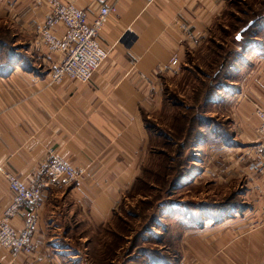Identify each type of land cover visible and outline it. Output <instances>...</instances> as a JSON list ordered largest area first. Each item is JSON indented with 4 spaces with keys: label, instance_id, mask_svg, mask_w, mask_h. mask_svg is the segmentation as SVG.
Instances as JSON below:
<instances>
[{
    "label": "crops",
    "instance_id": "crops-1",
    "mask_svg": "<svg viewBox=\"0 0 264 264\" xmlns=\"http://www.w3.org/2000/svg\"><path fill=\"white\" fill-rule=\"evenodd\" d=\"M58 1L85 10L89 19L103 4L115 6L98 33L106 58L85 83L64 78L47 85L52 64L63 57L37 34L49 5L43 0H0V27L10 29L16 52L11 70L0 73V163L31 184L40 177L47 180L40 175V163L54 153L83 176L67 184L43 183L32 236L35 250L14 254L0 246V264H95L92 238L111 231L124 193L148 166L152 153L146 120L168 103L166 79L175 83L189 63L201 54L209 57L211 44L223 43L211 35L220 32L227 0ZM256 22L245 37L246 47L236 34L224 39L236 57L222 75L217 97L205 101L208 108L264 107V15ZM52 32L62 36L63 24ZM172 56L178 68L168 63ZM242 123L245 139L257 136V118L255 129L248 120ZM212 145L213 156L227 151L225 143ZM245 154L246 168L236 164L228 176L222 163L214 173L220 184L246 173L238 204L230 214L202 211L194 218L192 213L179 239L177 264H264V167L252 165V147ZM12 194L0 175V218ZM23 219L19 209L8 223L20 228Z\"/></svg>",
    "mask_w": 264,
    "mask_h": 264
},
{
    "label": "rangeland",
    "instance_id": "rangeland-1",
    "mask_svg": "<svg viewBox=\"0 0 264 264\" xmlns=\"http://www.w3.org/2000/svg\"><path fill=\"white\" fill-rule=\"evenodd\" d=\"M258 1L264 0H252L250 4L258 6ZM248 2L250 0H227V12L219 21L220 32L215 30L211 35L223 41V55L231 46L224 39L234 38L236 27L252 17L246 11ZM213 44L211 47H215ZM207 57L201 54L199 60L189 63V71H183L175 83L166 79L164 96L168 103L163 104L159 115H152L146 121L154 146L148 159V171L124 193L109 225L112 234L109 231L108 235L92 238L90 251L95 264H177L179 239L184 225L193 218L192 213L196 214L194 218L202 211L230 214L238 204L246 173L230 177L223 184L214 173L222 163L228 169V176L232 175L236 164L247 167L248 154L245 153L251 147L255 150L258 134L245 139L244 123H240L248 120L256 125L260 108L241 110L238 104L221 105L223 111L216 104L213 106L218 108H208L205 100L200 99V92L205 95L208 90L201 82H209L212 78L208 75L214 71L207 66ZM195 116L203 118L202 123L195 124L198 129L188 134L187 127L195 121L192 119ZM201 135L203 142L198 143ZM212 143H225L227 151L220 158L211 155ZM239 155L242 158L237 160ZM205 169L210 171L203 172Z\"/></svg>",
    "mask_w": 264,
    "mask_h": 264
},
{
    "label": "built area",
    "instance_id": "built-area-1",
    "mask_svg": "<svg viewBox=\"0 0 264 264\" xmlns=\"http://www.w3.org/2000/svg\"><path fill=\"white\" fill-rule=\"evenodd\" d=\"M41 1V0H39ZM49 5V11L43 24L37 28L39 38L51 51L63 55L61 60L52 64L47 85L60 83L64 78L85 83L99 68L106 58L107 51L98 42V33L104 25L108 15L115 10V6L101 5L96 15L89 19L85 10L75 7L72 3H61L58 0H43ZM56 24H63L64 32L57 37L52 28ZM168 63L175 65L176 56H172ZM258 137L255 144V161L253 166L264 167V107L257 111ZM41 174L46 181L37 178L31 184L6 171L0 163V175L7 181L12 191V198L0 218V246L9 249L14 254H28L35 250L33 242V228L41 206V187L43 183L67 184L81 176L83 172L73 168L64 159L54 153H49L40 163ZM19 209L24 210V219L20 228H13L8 221Z\"/></svg>",
    "mask_w": 264,
    "mask_h": 264
},
{
    "label": "trees",
    "instance_id": "trees-1",
    "mask_svg": "<svg viewBox=\"0 0 264 264\" xmlns=\"http://www.w3.org/2000/svg\"><path fill=\"white\" fill-rule=\"evenodd\" d=\"M251 2H252V0H250V2H248V4H246V9H248L246 11L248 14H251L252 17H250L249 20H246L242 24V26H240L239 28L236 27V29L234 30V32L236 30L237 31L240 30L241 27H243L244 25L248 24L249 21H251L250 24H248V26L244 30L241 31V38L239 40V44H241L242 48L246 47L249 44V42H247V38H245V37H247V33L251 32V29L256 27V25H257L256 21H260L264 15V6H263L264 1H260V2L258 1L257 2V3H259L258 6H254L253 4H250ZM249 9L251 12H249ZM240 11L245 13V10H240ZM226 12H227V10H226ZM226 12H225V14H226ZM248 14H246V15H248ZM10 32H11L10 29H8L6 26L0 27V73L1 74H5L9 70H11L13 63L16 62V52L13 50L14 48L10 46V38H11ZM214 46L215 47H211V54L209 55V57L206 60L207 66H210V68L214 70L211 73V75H208V76H211L212 79L209 82H205V81L201 82L203 84V86H205V85L208 86V90L205 93V95L204 94L202 95V93L200 92V99L201 100L204 99L205 101L206 100L209 101V100L215 99L217 97L219 83L223 79L222 75H224L225 71L230 68V66L232 65L233 59L236 57L235 49L230 47V48H228V50H226V55H223L221 52L222 50H225L223 48L224 47L223 43H218V44L215 43ZM215 65H217L216 68H212V66L214 67ZM183 71H189L188 67L184 68ZM181 75H182V73H181ZM204 100H202V101L204 102ZM192 119L193 120L195 119V121L192 122L193 121L192 120L191 121L192 124H190L189 127H187L188 134H191V132L194 131V129L196 128L195 124L199 125L202 123L203 118L195 116V118H192ZM146 125L148 126L149 136H150L149 149H150V152L153 153L152 149L154 146L151 145V137L152 136L150 134V125L148 124V122L146 123ZM196 129H198V128H196ZM200 130H202V129H200ZM180 134L182 135V133H180ZM188 134H186V135H188ZM203 139L204 138L201 135V140H199V141L197 140V142L202 143ZM147 171H148V168H147V166H145L142 174L147 172ZM142 174L136 178V180L133 182L132 185H135L136 182H140L142 180ZM173 181H174V183H177L176 180L173 179ZM110 233H111V231H110ZM104 234L108 235L106 232H104Z\"/></svg>",
    "mask_w": 264,
    "mask_h": 264
},
{
    "label": "water",
    "instance_id": "water-1",
    "mask_svg": "<svg viewBox=\"0 0 264 264\" xmlns=\"http://www.w3.org/2000/svg\"><path fill=\"white\" fill-rule=\"evenodd\" d=\"M248 24H250V22H249ZM248 24L244 25L243 27L240 28V30H238V31L236 32L235 37H236L237 39H238V37H240V35H241V31L244 30V29L248 26Z\"/></svg>",
    "mask_w": 264,
    "mask_h": 264
},
{
    "label": "snow or ice",
    "instance_id": "snow-or-ice-1",
    "mask_svg": "<svg viewBox=\"0 0 264 264\" xmlns=\"http://www.w3.org/2000/svg\"><path fill=\"white\" fill-rule=\"evenodd\" d=\"M238 39H239V37H238Z\"/></svg>",
    "mask_w": 264,
    "mask_h": 264
}]
</instances>
